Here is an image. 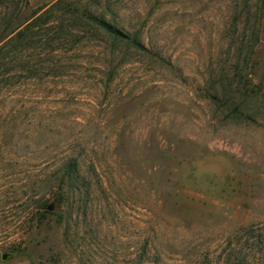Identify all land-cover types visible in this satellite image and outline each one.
Here are the masks:
<instances>
[{
  "label": "rangeland",
  "instance_id": "374dc122",
  "mask_svg": "<svg viewBox=\"0 0 264 264\" xmlns=\"http://www.w3.org/2000/svg\"><path fill=\"white\" fill-rule=\"evenodd\" d=\"M21 22L0 264H264V0H0Z\"/></svg>",
  "mask_w": 264,
  "mask_h": 264
},
{
  "label": "trees",
  "instance_id": "16d2710c",
  "mask_svg": "<svg viewBox=\"0 0 264 264\" xmlns=\"http://www.w3.org/2000/svg\"><path fill=\"white\" fill-rule=\"evenodd\" d=\"M4 16H3V18L6 19V17H4ZM92 19L100 27H102L106 31L112 33L114 35V38H120V39L122 38L123 40H127V41L131 42L134 46H136L138 48H146L145 45L142 43V41H140L139 38L133 37L131 35L124 33L122 30L118 29L116 26L108 23L107 21H105L103 19H100V18L95 17V16H92ZM23 24H24V22H21L20 24H17L13 27L10 26V23H6L5 25L0 24V41H4L8 37H10L14 32H16L18 29H20L21 26H23ZM9 26H10V28H8ZM21 30H19L18 33L21 32ZM4 58L5 57L3 56L2 59H4ZM75 170H76V167L74 165H72V166L70 165V166H68L67 174L71 175Z\"/></svg>",
  "mask_w": 264,
  "mask_h": 264
},
{
  "label": "water",
  "instance_id": "95a60500",
  "mask_svg": "<svg viewBox=\"0 0 264 264\" xmlns=\"http://www.w3.org/2000/svg\"><path fill=\"white\" fill-rule=\"evenodd\" d=\"M12 257V253L11 252H4L3 253V259L4 260H8L9 258H11Z\"/></svg>",
  "mask_w": 264,
  "mask_h": 264
}]
</instances>
